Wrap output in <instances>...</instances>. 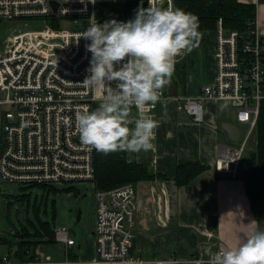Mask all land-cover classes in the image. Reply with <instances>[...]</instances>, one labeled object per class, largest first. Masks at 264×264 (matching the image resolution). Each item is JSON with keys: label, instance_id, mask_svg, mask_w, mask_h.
<instances>
[{"label": "built area", "instance_id": "built-area-1", "mask_svg": "<svg viewBox=\"0 0 264 264\" xmlns=\"http://www.w3.org/2000/svg\"><path fill=\"white\" fill-rule=\"evenodd\" d=\"M132 1L145 2L147 7L175 5V0H0V19L31 24L30 29L9 37L0 52V181L49 186L93 180L94 148L80 141L75 113L84 107L92 111L100 100L95 89L83 84L90 75L91 53L86 50L90 41L81 34L93 20L106 22L101 12ZM62 22L77 28H63ZM213 31V80L202 85L197 97L162 90L160 101L148 106V114L155 119L158 107L172 106L201 122L207 101H229L235 108L236 123L244 129L236 142L219 147L213 169L235 178L264 98V36L254 22L241 33L226 30L220 18ZM110 83L115 88L117 82ZM136 196L132 183L95 190L96 259L90 264H125L129 260L149 264L130 253ZM53 233L54 242L64 247V259H50L39 252V246L25 259L6 251L0 254V264H72L67 253L75 241L69 229L53 228ZM209 257L172 262L188 264Z\"/></svg>", "mask_w": 264, "mask_h": 264}, {"label": "crops", "instance_id": "crops-1", "mask_svg": "<svg viewBox=\"0 0 264 264\" xmlns=\"http://www.w3.org/2000/svg\"><path fill=\"white\" fill-rule=\"evenodd\" d=\"M237 1L255 5L256 30L264 36V0ZM199 32L202 33L199 46L178 57L171 82L163 89L167 94L197 97L202 85L213 80L214 31ZM223 101L226 100L207 101L201 122L192 120L172 106L159 113L157 108L155 120L158 127L152 141L155 150L136 152L135 157L164 178L134 184L137 196L130 253L135 257L145 259L149 264L186 261L193 257L206 260L211 253L234 246L238 237L246 238L253 227L264 230V220H255L242 178L248 167L250 149L246 151L235 178L213 169L219 147L234 143L227 140L226 133L220 128L221 122H232L220 114L219 106ZM237 126L243 131L244 125ZM183 158L197 160L206 169L187 184L178 186L174 179L175 168ZM95 244L96 235L93 241L86 242L84 253L79 256L73 254L75 247L81 249V245L76 246L75 242L68 248L67 258L72 264H90L96 259ZM62 248L64 259L65 250Z\"/></svg>", "mask_w": 264, "mask_h": 264}, {"label": "clouds", "instance_id": "clouds-1", "mask_svg": "<svg viewBox=\"0 0 264 264\" xmlns=\"http://www.w3.org/2000/svg\"><path fill=\"white\" fill-rule=\"evenodd\" d=\"M198 28V17L192 13L158 6L139 8L127 22L93 20L81 34L90 41L86 50L91 53L90 75L83 84L97 91L100 102L95 110L84 107L75 113L80 141L103 153L155 150L152 141L158 122L148 114V106L160 101L170 84L176 58L199 46ZM237 239L234 246L220 249L207 261L188 264H264V230L253 227L246 238Z\"/></svg>", "mask_w": 264, "mask_h": 264}, {"label": "trees", "instance_id": "trees-1", "mask_svg": "<svg viewBox=\"0 0 264 264\" xmlns=\"http://www.w3.org/2000/svg\"><path fill=\"white\" fill-rule=\"evenodd\" d=\"M139 8H147L146 3L132 1L125 4L112 5L113 18L118 22L123 19H134ZM174 8L192 13L198 17V31L213 30L219 18L226 30H237L241 33L246 32L252 22L255 24V5L239 3L237 0H175ZM52 26L57 27V25ZM98 105L99 102L94 103L93 110ZM160 110H162L161 107H158V113ZM132 111L135 115V107H133ZM253 133L255 145L248 156V167L243 171L242 178L245 193L255 220L261 222L264 220V98L260 102ZM93 165L94 177L92 184L95 190H107L126 183L135 184L142 180L164 178V176L150 171L145 163L138 162L135 152L116 151L103 153L94 149ZM205 169L206 167L197 160L180 159L175 168V182L178 186L185 185ZM50 188L55 190L53 187ZM69 192H73L74 195L78 194L77 191L72 189ZM17 202L25 204L28 208L29 196H20ZM32 208L36 215L35 204ZM8 209L6 207V212ZM36 219L38 221L36 223L28 220L30 227H33L35 231L33 235L28 232L27 227H22L14 233L19 239L13 252L14 258L25 259L28 252L33 251L37 246L45 243H55L53 226L51 227L49 223L47 225V222H42L39 218ZM32 237L37 240H32ZM0 243L6 242L0 238ZM12 245H9L7 249L10 250L13 247Z\"/></svg>", "mask_w": 264, "mask_h": 264}, {"label": "rangeland", "instance_id": "rangeland-1", "mask_svg": "<svg viewBox=\"0 0 264 264\" xmlns=\"http://www.w3.org/2000/svg\"><path fill=\"white\" fill-rule=\"evenodd\" d=\"M101 15L106 18V21L113 20V11L101 12ZM61 26L67 29H76L77 27L67 25L62 22ZM81 27L82 25L79 24ZM31 24L21 20H5L0 19V52L3 50L7 39L13 34L23 32L30 29ZM206 60V59H204ZM206 67V64L204 62ZM227 104V107L221 109V105ZM220 114L225 118L235 121V108L229 104L228 101H223L219 106ZM255 145L254 133H252L248 148L253 150ZM248 152V156L251 152ZM136 154V152H135ZM247 156V159H248ZM50 187L55 188L52 190ZM50 188V190H48ZM77 191L78 194L74 195L69 190ZM0 238L5 240L6 243H0V254L6 251L13 253L16 244L19 241L18 237L14 234L22 227H27L28 232L33 235L34 229L30 227L28 222L36 223L39 218L42 222L53 228L65 227L66 229L74 230L75 234L72 238L81 245V249L73 250V254L82 255L84 253V246L86 242H91L95 239L94 222H95V189L92 181H78L72 185H56L51 184L48 187L30 185L24 186L15 183H7L0 181ZM66 190V191H65ZM68 190V191H67ZM29 196L28 208L25 204H19L17 199L20 196ZM10 202V205H9ZM35 204L37 213L35 215L32 206ZM6 207L8 211L6 212ZM80 211V219L76 221V215ZM38 222V221H37ZM32 240H37L32 237ZM13 244V245H12ZM9 245L13 247L8 250ZM39 246L36 247V249ZM43 255H51L56 259L63 258V248L55 243H45L41 245L40 251Z\"/></svg>", "mask_w": 264, "mask_h": 264}, {"label": "water", "instance_id": "water-1", "mask_svg": "<svg viewBox=\"0 0 264 264\" xmlns=\"http://www.w3.org/2000/svg\"><path fill=\"white\" fill-rule=\"evenodd\" d=\"M53 4V3H52ZM56 6L54 5V8ZM37 26V25H35ZM220 128L226 133L227 136V140L229 142H236L240 136V131L239 128L237 126V124L233 123V122H228V121H223L220 123ZM80 219V211H78L77 215H76V221H79ZM70 234L74 235L75 232L72 229H69Z\"/></svg>", "mask_w": 264, "mask_h": 264}]
</instances>
